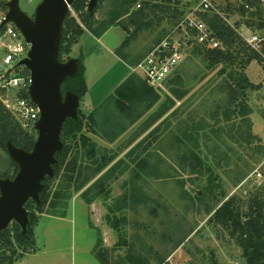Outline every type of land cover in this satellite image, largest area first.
Instances as JSON below:
<instances>
[{"label":"rangeland","instance_id":"1","mask_svg":"<svg viewBox=\"0 0 264 264\" xmlns=\"http://www.w3.org/2000/svg\"><path fill=\"white\" fill-rule=\"evenodd\" d=\"M120 1L98 3L95 19L106 20ZM40 2L20 0V7L33 16ZM211 2L221 10L246 1ZM254 2L245 19L238 14L228 16L233 25L247 19L255 22L250 31L242 30L244 36L250 32L264 36V29H258L264 22V0ZM71 14L77 17L73 11ZM163 28L169 24L139 32L124 49L121 44L128 38L121 27H112L100 39L85 28L80 46L75 45L64 58L82 57L88 93L81 99L79 111L96 120L94 132L85 133L99 156L114 157L107 171L116 169L111 181L95 176L77 192L72 191L66 217L41 216L34 229L36 245L15 264H100L98 255L107 252L112 264H129V256L140 264H246L240 247L211 219L233 196L243 204L257 195L264 197V65L253 62L246 70L256 87L248 93L252 111L248 119L235 113L229 121L220 67L214 70L203 59L189 56L179 65L180 83H167L153 104L141 103L130 116L121 115L113 101L105 100L133 74L122 57L133 61L147 55ZM4 55L0 48V78L5 73L1 69ZM18 96V90H0L6 111H13L12 102ZM10 113L18 119L15 112ZM250 131L256 138H250ZM189 150L202 162H196V168L184 162ZM0 174H17L9 154L1 148ZM102 181L108 194H98ZM133 193L141 201L125 200ZM111 207L120 210L117 217L125 231L124 245L117 249L120 237L106 220Z\"/></svg>","mask_w":264,"mask_h":264},{"label":"trees","instance_id":"2","mask_svg":"<svg viewBox=\"0 0 264 264\" xmlns=\"http://www.w3.org/2000/svg\"><path fill=\"white\" fill-rule=\"evenodd\" d=\"M119 1L117 0V2ZM89 2L90 0H75L72 11L77 17H73L70 13L65 20L60 49V60L62 62H66L64 58L71 54L72 48L79 43L86 33L85 28L92 36L100 39L112 27H121L128 38L121 44L120 48L124 49L129 46L130 39L136 37L139 32L150 28L158 30L163 22H167L169 28H163L159 32L158 37L152 42L151 48L148 50L149 53L195 5L189 2L183 3L182 0H121L120 6L110 12L106 20L97 21L95 14L98 8L94 10L93 14L88 12ZM103 2L104 0H100L99 5ZM244 2L240 6L229 4L225 8L221 7L219 11L222 15L213 10L200 13V18L209 26L214 36L221 43V47L212 49L208 46L194 45L187 54L189 57L203 59L206 65L214 70L220 67L218 72L226 83L227 110L229 111L227 117H229V121H232L231 116L235 113L243 119H248L251 116L252 111L248 103V93L256 87L250 81L246 70L253 62L262 64L261 56L250 50L237 32L241 27L252 29L256 25L255 22L247 19L238 21L233 25L229 21L230 17L228 16L231 14H238L245 19L248 11L253 9L256 1L244 0ZM139 4L140 8H137ZM5 5V3L0 2L1 8H5ZM258 13L259 17L261 12L258 11ZM121 18H127V21L122 23V21H119ZM258 29H264L263 21L258 24ZM119 49L117 54L122 57ZM144 57L133 61H129L126 56L122 58L128 61L131 66H135ZM78 60L77 74L65 81L62 91L63 93L71 91L83 100L88 93V86L85 80V67L82 57ZM178 68L165 85L182 81L181 76L178 74ZM17 73L21 76L29 75L28 70L24 67ZM160 90L149 86L141 75L133 73L105 101H113L117 111L128 117L132 114L133 107L141 103L151 105L152 102L157 101ZM19 96L28 99L26 91L20 92ZM94 125H96L94 117L92 115L86 117L81 110L77 120L69 119L65 124L61 135L64 148L56 156L55 175L53 178L48 177L44 181L45 187L40 195V203L36 204L30 201L26 206L30 212V225L27 235H23L21 227L16 223L0 233V264H15L16 261L25 257L30 248L36 245L34 229L40 223L41 216L66 217L67 203L72 196V191L77 192L95 176H101L100 178L106 182L112 180V174H114L116 167L108 171L107 169L111 166L114 157L99 156L93 141L85 133L86 130L93 133ZM239 128L240 131L243 130L242 123H240ZM36 137L34 130L26 131L23 129L20 122L10 112L6 111L0 102V148L2 150L7 152V144L11 143L19 149L31 152ZM151 137L155 138L156 136L152 133ZM250 138H256L251 134V131ZM183 159L184 162H190L194 168L197 167L196 162L202 164L195 151L189 150L185 153ZM11 162L16 169V173H18L17 164L12 160ZM141 164L146 163L141 161ZM8 177L6 174H0V179ZM103 181L100 182L97 188L99 195L108 194ZM139 197V195L133 193L127 195L125 200L139 202L142 199V197ZM118 212H120L118 208L111 207L108 209L109 215L106 217L108 225L120 237L114 249L123 247L122 241L125 239L124 227L121 224L122 219L117 217ZM211 222L227 232L229 237L236 242L243 252V259H245L246 264H264V197L257 195L250 198L246 204H243L237 196H233L214 211ZM97 259L100 264H112L109 252L100 253ZM126 261L129 264H140L138 262L134 263L135 258L131 256ZM214 264L218 263L214 262Z\"/></svg>","mask_w":264,"mask_h":264},{"label":"water","instance_id":"3","mask_svg":"<svg viewBox=\"0 0 264 264\" xmlns=\"http://www.w3.org/2000/svg\"><path fill=\"white\" fill-rule=\"evenodd\" d=\"M75 0H41L33 16L20 7V0L7 3L2 26L13 24L29 46L27 56L18 66L28 70L31 79L28 95L40 112L35 123L37 138L31 152L7 144L10 159L19 168L14 179H0V233L13 223L26 236L30 225V201L40 203L44 181L55 175L56 156L64 148L61 135L69 119L79 116L81 98L62 86L78 72L79 60H60L64 23ZM100 0H90L88 12L94 13ZM11 72V71H9Z\"/></svg>","mask_w":264,"mask_h":264},{"label":"built area","instance_id":"4","mask_svg":"<svg viewBox=\"0 0 264 264\" xmlns=\"http://www.w3.org/2000/svg\"><path fill=\"white\" fill-rule=\"evenodd\" d=\"M9 1L0 0L1 3L6 4L5 8L0 7V48L5 53L1 64V69L5 73L0 78V90H18L19 93L26 91L28 94L31 85L30 74L28 76L18 75L16 67L19 61L27 56L29 46L13 24L9 23L2 26L6 20ZM137 8H140V4L137 5ZM210 10L222 15L213 6L211 0H201L137 65H129L132 73L141 75L149 86L163 89L167 80L173 75L194 45L208 46L212 49L220 48L221 43L214 36L209 26L200 18V13ZM243 29L250 31L248 28H241L237 30L238 34L250 50L261 56L264 65V36L254 32L244 36L242 34ZM12 109L13 111L10 112L16 113L17 120L23 129L35 131L34 126L39 120L40 112L37 106L31 102L29 95L28 99L18 96L12 102Z\"/></svg>","mask_w":264,"mask_h":264},{"label":"flooded vegetation","instance_id":"5","mask_svg":"<svg viewBox=\"0 0 264 264\" xmlns=\"http://www.w3.org/2000/svg\"><path fill=\"white\" fill-rule=\"evenodd\" d=\"M77 16V15H76ZM37 135V134H36ZM37 138V137H36ZM16 175H13L12 177H8V178H10V179H14V177H15ZM4 179H7V178H4Z\"/></svg>","mask_w":264,"mask_h":264},{"label":"crops","instance_id":"6","mask_svg":"<svg viewBox=\"0 0 264 264\" xmlns=\"http://www.w3.org/2000/svg\"><path fill=\"white\" fill-rule=\"evenodd\" d=\"M91 36H92V35H91ZM82 37H83V36H82ZM77 46H80V43H78ZM77 57H78V56H77ZM77 57H76V59H78ZM60 220H63V219H60Z\"/></svg>","mask_w":264,"mask_h":264}]
</instances>
